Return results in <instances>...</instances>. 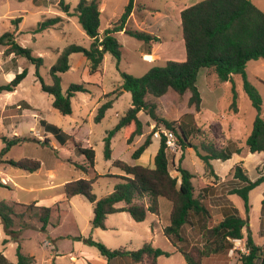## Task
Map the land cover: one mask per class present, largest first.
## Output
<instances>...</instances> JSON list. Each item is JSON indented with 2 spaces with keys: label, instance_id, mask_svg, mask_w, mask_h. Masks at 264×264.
Listing matches in <instances>:
<instances>
[{
  "label": "rangeland",
  "instance_id": "rangeland-1",
  "mask_svg": "<svg viewBox=\"0 0 264 264\" xmlns=\"http://www.w3.org/2000/svg\"><path fill=\"white\" fill-rule=\"evenodd\" d=\"M60 0H0V34L9 31L15 35V40L21 46L30 48L34 56L42 58V64L37 68L34 63L23 56L7 54L5 47H0V84L13 79L14 75L26 69L24 79L13 92L0 93V151L4 147L3 138L11 139L14 135L27 138L26 141L13 145L4 155L0 154V201L7 203L18 202L23 206H15L17 213L27 210L21 220H16L14 229L18 233L17 240L10 239L3 228L0 219V264L16 262V249L21 245L24 254L32 256L33 264H124L125 260L132 262L129 257H117L109 261L100 254L96 246L84 241L90 237L110 249L125 248L135 250L144 243L150 242L154 247L170 252L169 256L158 257V264H186L182 253L163 233L167 221L148 212L145 220L134 221L126 212H116L107 215L106 229L92 228L90 220L93 205L82 195L73 196L68 204L61 203L60 223L57 226L47 225L41 228V222L32 216L33 209L25 205L51 206L64 199V184L78 179L89 178V175L76 168V164L85 162L74 142L83 146H91L95 154V170L98 178L93 183V193L100 198L112 192L114 185L120 182L122 171L112 162L116 159L128 164H137L131 158L137 144H127L122 132H116L111 139V158L103 156L104 138L107 131L112 129L118 120L131 106V94L122 92L113 98L112 105L100 121L95 120L99 106L107 100L105 94H110L121 82V73L133 76L145 74L151 67H162L164 62L149 63L139 56L137 46L140 42L127 34L117 35L123 45L120 60L111 54L104 55L102 66L96 72H89L88 62L82 53H73L69 57L70 68L61 73V89L65 93L70 84L83 83L87 91L76 92L71 97L72 112L61 114L52 106V96L44 92L41 82L51 84L50 67L55 63L58 54L68 44L74 43L89 48L91 38L85 33L76 16H68L59 7ZM70 5V10L79 0H64ZM201 0H138L147 8L160 13L177 6H190ZM264 12V0H252ZM104 13L100 16V36L111 24L119 18L127 0H102ZM142 11V10H141ZM59 15L63 22L55 28L34 32L37 23L44 18ZM21 18L19 23L14 20ZM139 22V20H138ZM131 28H138L137 23L130 22ZM167 31L176 32L172 22L167 24ZM165 31V32H167ZM180 36V30H179ZM248 81L256 88L262 99L260 116L264 119V59L249 60L246 63ZM196 85L198 86L202 103L200 112L188 105L189 92L178 96L169 90L165 95L146 99L156 103V112L170 121H181L183 115L192 112L195 124L203 128L207 137L217 144H227L233 141L238 147H246L245 140L251 132L252 123L257 111L243 89V79L233 75L232 81L217 82L213 75L206 76V69L199 70ZM236 96V110L232 107L233 91ZM138 117L143 124L144 138L153 130L155 123L142 111ZM59 128L69 137L61 143L50 131H45L40 121ZM185 120V119H184ZM188 123V120H185ZM153 125V129L151 128ZM163 128V127H162ZM153 137V134H152ZM47 139V144L43 140ZM192 143L199 144L201 137H192ZM158 137H153L149 147L152 153L158 146ZM171 150V149H170ZM183 153V156H181ZM261 152L259 155H263ZM245 161L250 178L256 175L255 170L262 172V162L257 153ZM252 157V158H251ZM24 158L36 159L40 168L34 172L24 171L10 164L9 160L19 161ZM239 155L236 153L226 160H213V166L220 176L224 171L238 164ZM169 166L172 175L177 174L176 165L180 164L195 177L192 179L195 195L207 186L205 203L212 214L211 225L218 223L233 205L238 208V214L248 219L249 229L245 227L246 236L251 232L254 242L264 246L263 213L259 207L258 194L264 191V183L253 189L249 194L252 208L245 213L243 201L239 196L232 195L228 200V190L231 188L229 177L214 179L203 170V163L197 156L196 150L187 147L184 151L176 147L169 153ZM148 163H146L147 166ZM257 165V167H256ZM166 201V200H164ZM120 205V203L118 204ZM27 223L21 227V222ZM184 240L177 244L181 250H189L192 246L200 247L203 243L197 222L192 219L182 227ZM8 241L4 243L5 239ZM245 239L235 240L233 248L222 255H211L204 258L203 264H241L239 255L246 253ZM73 255L77 261H71ZM264 259V249L261 251ZM257 260L256 264L264 261ZM128 262V263H129ZM140 264H148L147 261Z\"/></svg>",
  "mask_w": 264,
  "mask_h": 264
},
{
  "label": "trees",
  "instance_id": "trees-1",
  "mask_svg": "<svg viewBox=\"0 0 264 264\" xmlns=\"http://www.w3.org/2000/svg\"><path fill=\"white\" fill-rule=\"evenodd\" d=\"M59 7L68 16H76L82 29L91 38L89 48L74 43L65 46L49 69L51 84L41 82L42 90L52 96V106L61 114L67 115L72 112L71 97L76 92L87 91L83 83L70 84L65 93L61 89L60 74L70 68L71 54L82 53L88 62L89 72L93 73L101 68L106 53L120 60L122 45L115 37V32L124 30L127 35L142 41L145 52L150 50V42L156 40V37L142 30L125 27L134 7V0L127 1L119 18L104 30L102 36L99 33L100 0H79L71 10L68 3L60 0ZM20 20L21 18H18L14 22L19 23ZM62 22L63 18L59 15L44 18L37 23L34 32L55 28ZM180 28L186 54L184 60H167L164 66L151 67L141 76L122 72L120 85L110 94L105 95L107 100L99 106L95 116L96 121L104 117L105 111L112 105L113 98L122 92L131 94V106L117 124L107 131V136L104 138L103 156L107 160L111 158V139L116 132H122L127 144L143 134V124L138 117V113L142 111L155 123V127L173 131L175 143L182 151L187 147H193L203 163L204 172L214 179H219L214 171L213 160L226 161L234 153L242 156L246 153H264V119L260 116L262 99L256 88L248 81L245 71L249 60L264 59V12L252 0H201L181 10ZM0 47H5L7 54L26 57L37 68L42 64L40 56H34L30 48L23 47L16 42L13 32L6 31L0 34ZM202 68H205L209 75H214L217 82L232 81L233 75L242 77L243 89L251 105L257 111L251 132L245 140L246 147L240 148L233 141L218 145L216 141L207 137L203 128L195 124L192 112L184 114L181 121H170L158 115L155 102L146 99L148 95L159 98L169 90L174 91L178 96L189 92L188 105L192 106L196 112L200 111L201 94L196 80ZM26 73V69H23L16 73L12 80L0 84V93L13 92ZM232 91V107L236 110L234 87ZM184 119L188 120V123ZM40 125L45 131L52 132L61 143L69 137L45 120H41ZM154 131L155 129L132 152V159L136 160L151 144ZM197 136L201 137L199 144L192 143L191 138ZM26 139L16 135L11 139L3 138L4 147L0 154L4 155L13 145L26 141ZM47 142V139L43 140V144ZM74 146L85 158L84 163L75 166L89 175V178H78L66 182L63 186L64 199L54 205H36V202L25 205L26 208L33 209L31 214L39 219L43 230L47 225H59L60 204H68L75 195H82L92 203L93 213L90 224L92 228L100 229H106L107 215L116 212H126L137 222L145 220L148 212L158 215V199L164 198L171 203V209L169 224L163 228V233L177 246L186 264H203L204 258L228 253L233 248L234 241L241 239H245L244 246L247 250L246 253L239 255L241 264H256L257 260L262 259L261 247L255 244L251 232L244 235L243 229L245 227L249 229L248 219L240 216L236 207L232 206L230 210H226L218 223L210 224L212 214L205 203V191L208 187L205 186L199 194L195 195L192 181L195 177L194 173L180 164L175 167L176 176L170 173L169 153L171 150L166 147L163 136L159 138V146L154 155L152 167L128 164L119 159L114 160L112 164L123 173L120 175L121 181L114 185L112 192L100 198H96L92 191L93 183L99 176L94 167V150L91 146H83L81 142H74ZM8 162L28 172H34L40 168V162L36 159L24 158ZM229 180L231 188L228 194L239 196L243 201L245 213H248L252 207L249 202V192L264 182V159L262 172H259L254 180L249 178L241 164H235L232 167ZM118 203L122 205L117 206ZM21 205L23 206L18 202L0 201V219L6 235L13 240L18 238V233L14 229L15 222L17 219L21 220L27 212L26 209L20 213L16 212L15 206ZM261 208L262 233L264 234V199ZM192 219L197 222L203 243L200 247L192 246L189 250H181L177 245L184 240L180 233L181 228L189 224ZM20 222L21 227L27 226L24 220ZM7 241L8 238L4 243ZM84 241L96 246L107 261L117 257H129L134 264L145 261L148 264H158V257L170 255V252L154 247L150 242L144 243L138 249L128 250L107 248L90 237L84 238ZM13 264H33L32 256L24 254L20 244L16 249V262Z\"/></svg>",
  "mask_w": 264,
  "mask_h": 264
},
{
  "label": "crops",
  "instance_id": "crops-1",
  "mask_svg": "<svg viewBox=\"0 0 264 264\" xmlns=\"http://www.w3.org/2000/svg\"><path fill=\"white\" fill-rule=\"evenodd\" d=\"M185 7H187V6L183 5V6L172 7L169 10H164V13H160V12H157V11H153L150 8H147V6L145 4H139L138 0H134V7H133V10H132L128 20H127V23H126L125 27L129 28V29H134V30H142V31H145V32L153 35L154 37H156V40H151V42H150V50L148 52H145L143 50V43H142V41L138 40L140 42V44L137 46V48L139 50V56H141L142 59L147 60L149 63H156L158 61L166 63L167 60L182 61V60L185 59V55H186L185 54V47H184V42H183V39H182L181 28H180V12ZM100 12H101V14L104 13V3L102 2V0H100ZM101 14H100V16H101ZM138 20H139V22H138ZM115 21L112 20L111 24L108 27H110ZM130 22L137 23V25H138L137 27L138 28H131L129 26ZM169 22H172L174 24V26H176V32L173 31V32L170 33L169 31H167V24ZM179 30H180V36H179ZM165 31H167V32H165ZM122 34H126L124 32V30L114 33L115 37L117 35H122ZM122 50H123V45H122ZM146 55L152 56L153 59H145L144 56H146ZM206 76H209L207 70H206ZM119 85H120V82L117 85V87ZM197 88H198V86H197ZM198 90H199V88H198ZM199 92H200V90H199ZM201 103H202V96H201ZM194 112H196V111L194 110ZM198 112H200V111H198ZM153 125L154 124H151V128L153 127ZM143 138H144V133L142 135H140V136H137L132 141V143H130V144H133V145L137 144V146H139L143 142V140H144ZM151 140H153V137H152ZM150 145L136 159V163L137 164L146 166V163H148L147 166H150V167L153 166L154 155L157 152L159 143H158V146H156L154 148L152 153L149 152ZM218 145H224V143H220ZM111 153H112V149H111ZM252 154H254V153H246V154H244V156L239 155L238 164H241L245 168L246 171H247V168L245 166V161L250 156L253 157L254 155H252ZM257 155H259V153H257ZM259 156H260L259 160L256 161L257 165L260 162H262V164H263L264 154L263 155H259ZM253 158H255V156ZM257 165H256V167H257ZM231 169L232 168H230L228 170V168H227L224 171V175L223 176H220L218 173H216L215 169H214V171L219 176L221 181H224L225 177H227V176L229 177ZM261 171H262V168H261ZM247 174H248V171H247ZM258 174H259V171L255 170V174L254 175H256V176L253 179L250 178V177L249 178L254 180L258 176ZM176 175L177 174H175L173 176H176ZM263 183L264 182H262L258 186H261ZM257 187H255V188H257ZM250 192H249V194H250ZM232 195L233 194H228V200H230V202H232V204H234L233 201L230 198ZM258 199H259L258 205H259V207H261L262 206V200L264 199V191L263 192L261 191L258 194ZM164 200H166V199H164V198H159L158 199L159 214L158 215L154 214L155 216H157L158 220L160 218L164 217V220L167 221V224L164 225L163 227H165V226H167L169 224V213H170V209H171V203L168 200H166V201H164ZM118 204H117V206H121L122 205V203H120V205H118ZM233 206L236 207L235 205H233ZM237 210H238V208H237ZM261 211H262V208H261ZM106 228H107V226H106ZM181 230H182V228H181ZM180 233H181V231H180ZM256 245H258V244H256ZM258 246H260V245H258ZM260 247H261V251H263L264 246H260ZM71 261L76 263L77 259L73 255H71ZM128 262L129 261L125 260L124 264H132L131 262H129V263ZM259 264H264V261H261V263H259Z\"/></svg>",
  "mask_w": 264,
  "mask_h": 264
},
{
  "label": "built area",
  "instance_id": "built-area-1",
  "mask_svg": "<svg viewBox=\"0 0 264 264\" xmlns=\"http://www.w3.org/2000/svg\"><path fill=\"white\" fill-rule=\"evenodd\" d=\"M144 58L146 59L145 56H144ZM162 136L165 139V145H166V147L168 149L175 150V148L177 147V145L175 143V134H174V132L171 131V130H169V129H165V128H158L157 130H155L153 132V137H156V138L158 137V139H159ZM246 252H247V250H246Z\"/></svg>",
  "mask_w": 264,
  "mask_h": 264
},
{
  "label": "bare ground",
  "instance_id": "bare-ground-1",
  "mask_svg": "<svg viewBox=\"0 0 264 264\" xmlns=\"http://www.w3.org/2000/svg\"><path fill=\"white\" fill-rule=\"evenodd\" d=\"M145 57H146V59H153L152 56H150V55H146Z\"/></svg>",
  "mask_w": 264,
  "mask_h": 264
}]
</instances>
